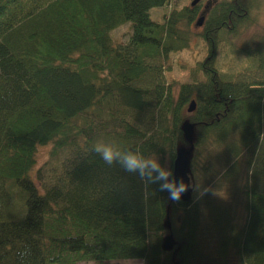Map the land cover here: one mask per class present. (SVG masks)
<instances>
[{
    "label": "trees",
    "instance_id": "trees-1",
    "mask_svg": "<svg viewBox=\"0 0 264 264\" xmlns=\"http://www.w3.org/2000/svg\"><path fill=\"white\" fill-rule=\"evenodd\" d=\"M168 1L0 0V264H264V27L231 44L253 78L216 68L218 45L254 23L257 2L213 1L200 33L205 55L190 81L166 84L148 61L189 46L181 25L199 7L154 20L150 11ZM126 23L128 41L114 43L111 32ZM120 109H149L153 126L141 129ZM185 121L199 191L187 201L92 150L114 142L172 168L190 147ZM46 145L52 156L66 147L75 156L42 186L34 171Z\"/></svg>",
    "mask_w": 264,
    "mask_h": 264
},
{
    "label": "rangeland",
    "instance_id": "rangeland-1",
    "mask_svg": "<svg viewBox=\"0 0 264 264\" xmlns=\"http://www.w3.org/2000/svg\"><path fill=\"white\" fill-rule=\"evenodd\" d=\"M193 0H169L168 3L160 8H155L150 11L152 18L156 21L163 22L167 16L173 10H183L185 8H193L191 2ZM215 0H199L196 6L198 12L195 19L188 25L185 26L183 23L181 28L185 27L186 31H189L191 37L189 46L179 52H172L168 58H157L150 60L148 63L152 66L161 67L164 71V80L166 84H169L172 80L175 82H188L190 81V69L197 65V63L205 55V43L200 37L202 26H196V21L203 11L204 17L207 15V9H204V5ZM257 4L252 10V17L254 23L251 24L240 36L232 37L229 41H222L218 45L217 56H216V68L222 73L230 75L235 80H244L254 77L253 71L250 70L251 62L248 58L237 52H233L231 44L237 46L242 43L250 36L258 33L262 27H264V0H256ZM255 2V3H256ZM195 7V6H194ZM205 19V18H204ZM204 22V21H203ZM131 35V28L128 23L114 29L111 32V37L114 43H126ZM140 86H153L152 83L142 82ZM177 92V88L175 89ZM120 116L131 122L132 124L140 127L141 129L150 128L153 126L154 119L152 112L149 109L143 111H124L119 110ZM124 113V114H123ZM109 143V142H107ZM116 146L114 142H111ZM117 147V146H116ZM51 145L39 147L37 154V165L34 171L36 174V181L42 186H49L55 179L62 174L65 168H67L74 159V149L66 147L62 149L57 155L52 156L50 154ZM35 178V177H34ZM191 182L196 183L197 178L191 176ZM193 194L195 197L199 193L195 185H192ZM79 264H94L79 263ZM106 264H144L143 260L131 259L107 262Z\"/></svg>",
    "mask_w": 264,
    "mask_h": 264
},
{
    "label": "clouds",
    "instance_id": "clouds-1",
    "mask_svg": "<svg viewBox=\"0 0 264 264\" xmlns=\"http://www.w3.org/2000/svg\"><path fill=\"white\" fill-rule=\"evenodd\" d=\"M92 150L98 153L106 164L119 162L127 172L138 173L146 185H158L159 191L167 192L168 199L173 202H178L187 191L183 178H177L170 166L162 167L155 158L141 155L139 151H121L114 144L102 141L95 143Z\"/></svg>",
    "mask_w": 264,
    "mask_h": 264
},
{
    "label": "water",
    "instance_id": "water-1",
    "mask_svg": "<svg viewBox=\"0 0 264 264\" xmlns=\"http://www.w3.org/2000/svg\"><path fill=\"white\" fill-rule=\"evenodd\" d=\"M199 0H193L191 2V6H195L198 3ZM204 13L205 11H203L201 13V15L199 16V18L196 21V26H202L203 25V21H204ZM196 108V103L195 100H192L188 107H187V112L188 113H192ZM183 129V136L184 139L190 144L189 149H185V148H180L175 156V159L173 161V165H172V169L174 170V173L176 175L177 178H183L185 184L187 185V191L184 192L181 196L180 201H187L190 196H191V192H192V186H191V177L189 174V158L191 155V151H192V142H193V125L190 124L188 121H185L183 123L182 126ZM167 226L169 227V223H167ZM175 241L172 237L171 234H169L165 240H164V244H163V248L165 250L171 249L174 245ZM172 264H178L177 262H173Z\"/></svg>",
    "mask_w": 264,
    "mask_h": 264
},
{
    "label": "flooded vegetation",
    "instance_id": "flooded-vegetation-1",
    "mask_svg": "<svg viewBox=\"0 0 264 264\" xmlns=\"http://www.w3.org/2000/svg\"><path fill=\"white\" fill-rule=\"evenodd\" d=\"M212 3V1L211 2H209V3H207L206 5H204V9H207L208 10V8L210 7V4Z\"/></svg>",
    "mask_w": 264,
    "mask_h": 264
}]
</instances>
